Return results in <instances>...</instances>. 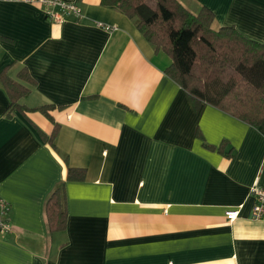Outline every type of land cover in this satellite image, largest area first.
<instances>
[{"label":"crops","instance_id":"1","mask_svg":"<svg viewBox=\"0 0 264 264\" xmlns=\"http://www.w3.org/2000/svg\"><path fill=\"white\" fill-rule=\"evenodd\" d=\"M63 1L79 20L0 0V72L26 67L35 85L21 102L55 105L58 124L51 145L40 111L7 116L0 84V196L12 223L0 264H264V214L252 218L250 194L264 188V127L195 106L136 18L100 0ZM179 1L264 43V0ZM68 166L84 178L68 180ZM61 183L66 227L51 233L45 205Z\"/></svg>","mask_w":264,"mask_h":264},{"label":"trees","instance_id":"2","mask_svg":"<svg viewBox=\"0 0 264 264\" xmlns=\"http://www.w3.org/2000/svg\"><path fill=\"white\" fill-rule=\"evenodd\" d=\"M130 18L156 50L167 53L171 63L165 73L175 80L196 106L206 102L219 107L254 127H264V43L242 36L233 26L213 28L211 10L202 7L193 13L179 0H100ZM14 62L0 72V84L14 110L40 111L53 129L44 139L54 145L58 124L53 104L28 108L21 100L31 93L34 79L26 67L10 75ZM84 168L67 167L68 180H82ZM51 233L66 227L67 211L63 184L51 193L45 205Z\"/></svg>","mask_w":264,"mask_h":264},{"label":"built area","instance_id":"3","mask_svg":"<svg viewBox=\"0 0 264 264\" xmlns=\"http://www.w3.org/2000/svg\"><path fill=\"white\" fill-rule=\"evenodd\" d=\"M29 3L39 4L45 15L51 22L61 23L68 16H72L75 20H79L82 16L81 8L73 2H65L63 0H16ZM105 30L114 29L113 26L98 24ZM250 194L254 198L252 206V218H260L264 214V188L254 184L250 188ZM11 205L3 197L0 196V236H4L12 231V223L10 217ZM238 214L237 210H228L226 215L229 220H233Z\"/></svg>","mask_w":264,"mask_h":264}]
</instances>
